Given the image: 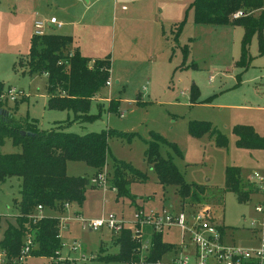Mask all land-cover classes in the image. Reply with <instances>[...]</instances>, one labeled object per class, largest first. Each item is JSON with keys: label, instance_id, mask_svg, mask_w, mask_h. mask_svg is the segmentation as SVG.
Returning <instances> with one entry per match:
<instances>
[{"label": "rangeland", "instance_id": "1", "mask_svg": "<svg viewBox=\"0 0 264 264\" xmlns=\"http://www.w3.org/2000/svg\"><path fill=\"white\" fill-rule=\"evenodd\" d=\"M191 2L0 0V83L21 92L16 101L4 97L3 109L16 119H36L40 129H48L61 120L65 131L77 134L118 131L122 135L108 139L110 157L100 172L105 170L109 177L112 160L116 158L129 162L148 177L145 182L130 185L133 201L129 198L116 201L115 192L107 185L105 192L87 189L82 205L71 203L63 212L45 208L40 213L68 219L59 231L58 254L63 263L130 264L98 259L101 252L100 255H105L118 251L111 243V230L104 226L92 231L83 225L113 215L124 222L125 228L132 229L133 215L139 206L144 212L161 207L179 210L181 201L175 186L160 185L144 160L151 133L164 139L160 152L172 159L185 181L206 189L201 205L184 202L183 207L209 208L212 220L224 227L228 243L250 244L251 220L260 218L254 208L262 195L255 191L248 201L239 202L234 192L225 189L224 181L227 166L238 167L242 180L248 183L253 182L254 172L264 173V149L238 148L232 132L234 125H248L264 137V54L258 55L254 36L248 47L250 65L246 69L235 66L240 56L242 27L196 24ZM51 17L67 25L63 29L46 26L45 34L64 35L61 30L66 29L73 32L69 34L72 44L82 55L93 59L109 56L111 60V85L100 91L98 99L94 98V102L104 107L95 121L69 123L73 118L71 112L48 110L46 76L29 75L18 65L19 58L28 54L34 22H48ZM193 89L197 90L195 96ZM110 99L118 104L115 111L109 112L106 107ZM91 113H96L95 105ZM194 121L209 123L227 138V144L217 145L210 132L191 135L188 126ZM1 152L19 153L21 148L6 138ZM93 170L83 162L70 161L67 166L70 176L88 177ZM19 192V177L0 183V239L7 223H15L18 211L13 200L19 198ZM162 239L179 244V228L164 229ZM144 254L140 251L141 257ZM171 254H165L162 262H167ZM61 263L57 255L56 258L27 256L19 264Z\"/></svg>", "mask_w": 264, "mask_h": 264}, {"label": "trees", "instance_id": "2", "mask_svg": "<svg viewBox=\"0 0 264 264\" xmlns=\"http://www.w3.org/2000/svg\"><path fill=\"white\" fill-rule=\"evenodd\" d=\"M190 8L196 24L242 27L240 56L235 66L246 69L250 65L248 47L254 36L257 37L258 55L264 54V0H192ZM237 11H242L243 15L231 19ZM72 42L69 35L32 34L28 54L19 58L18 65L29 75L46 76L48 110L71 112L73 118L67 121L69 123L92 122L99 119L104 111L102 103L94 104V98L106 87L111 60L109 56L100 59L84 56L78 48H71ZM183 50L186 56L188 46L185 45ZM6 89L4 83H0V183L14 176L19 177L20 196L13 200L18 211L15 223H7L0 239V250L4 252L1 264H19L18 259L28 236L32 240L30 256L56 258L61 246L60 219L41 216L34 222L31 216L38 213V206L63 211L65 203L82 205L86 190L95 186L90 184V177L68 175L67 162H83L97 175L110 157L109 137L122 134L110 129L77 134L65 131L59 122L48 129H40L36 119H16L3 109L2 96ZM192 92L194 96L197 94L196 89ZM117 104L110 99L106 110L115 111ZM93 105L96 106V113H91ZM188 131L193 136L210 132L217 145L227 144V138L207 122H190ZM25 132H31L32 136L23 134ZM232 132L238 148L264 149V137L259 136L251 126L237 124ZM6 138L19 146L21 152L2 153L1 147ZM164 143L160 135L151 133V139L146 141L144 160L156 174L160 185L175 186L180 206L184 202L201 205L205 187L185 181L172 159L161 154L160 145ZM173 149L178 152L174 145ZM147 178L129 162L113 158L108 179L116 199L129 198L133 201L130 185L145 182ZM224 185L226 190L236 194L239 202L248 201L250 194L257 190L252 183L242 180L241 171L236 166L226 167ZM220 230L223 232L224 227L221 226ZM113 241L118 251L100 255L98 259L154 264L174 249L173 244L162 239L160 232L152 233L150 246L142 257L140 245L133 239L131 229L125 228L115 234ZM61 264L68 263L62 261Z\"/></svg>", "mask_w": 264, "mask_h": 264}, {"label": "built area", "instance_id": "3", "mask_svg": "<svg viewBox=\"0 0 264 264\" xmlns=\"http://www.w3.org/2000/svg\"><path fill=\"white\" fill-rule=\"evenodd\" d=\"M243 15L242 11L232 14L231 19H237ZM49 23L59 27L61 24L54 17L50 18ZM46 22L35 21L33 34L41 36L45 33ZM110 86V79L106 82V87ZM21 92L14 88H7L2 98L16 101V95ZM251 180L261 193L262 198L255 205V212L260 218L251 220L252 242L246 246L235 243H228L225 233L220 230L211 218V213L207 207H199L195 210H179L161 207L160 209H150L144 212L138 208L133 215L135 220L134 227L131 229L133 239L139 243V250L147 251L150 240L144 237L143 229L150 228L153 232H162L164 229L177 227L180 230V242L175 246V253L168 262L157 261L154 264H264V173L254 172ZM90 184L96 188L106 190L109 184L107 172L98 173L90 178ZM256 184V185H255ZM69 203L64 204L68 208ZM42 207H37V214L31 217L36 222L42 215ZM82 221V218L77 217ZM107 227L113 233H120L124 227V222L119 221L113 215L104 219L88 221L83 228L97 231L102 227ZM32 244L31 238H26V243L21 250L19 263L24 258L30 256L29 251ZM4 261V252L0 250V264Z\"/></svg>", "mask_w": 264, "mask_h": 264}, {"label": "crops", "instance_id": "4", "mask_svg": "<svg viewBox=\"0 0 264 264\" xmlns=\"http://www.w3.org/2000/svg\"><path fill=\"white\" fill-rule=\"evenodd\" d=\"M52 18V17H51ZM50 20V19H49ZM49 20H48V22H46L47 24H46V26H48V27H50V28H55L56 27V25L55 24H51V23H49ZM57 21V20H56ZM58 22V21H57ZM67 22H61L60 21V28L61 29H63V27L65 26V25H67L66 24ZM226 26H231V25H226ZM46 29V28H45ZM62 31V33H64V35H69V34H73V32H69L68 30H66V29H64V30H61ZM264 32V31H263ZM263 35H264V33H263ZM73 43V42H72ZM72 46L75 48V46L72 44ZM81 52V51H80ZM82 54V53H81ZM112 73V71H111V69H110V77H111V74ZM110 79V85H111V78H109ZM99 95V94H98ZM98 95H96L95 96V98H97V96ZM98 99V98H97ZM46 100H47V97H46ZM94 103H97L96 101L94 102ZM45 107H46V102H45ZM93 107V106H92ZM57 122H61V120L59 121H56V122H54L52 125H54L55 123H57ZM63 122V121H62ZM39 125V124H38ZM51 127V126H50ZM67 166H68V162H67ZM67 166H66V172H67ZM96 174V172H95V170H93V172H92V174L90 175V176H88V177H91V176H94ZM110 184V183H109ZM253 184V183H252ZM254 185V184H253ZM110 188H111V186H109ZM90 190L91 189H97L96 187L95 188H89ZM114 192H115V190L113 189V188H111ZM103 190V189H102ZM88 191V190H87ZM86 191V192H87ZM106 190H103V192H105ZM257 191V190H256ZM258 192V191H257ZM115 196H116V193H115ZM85 197H86V193H85ZM116 199V198H115ZM119 199H116V201H118ZM70 206H71V204H70ZM70 206L68 207V208H70ZM136 207H138V206H136ZM200 207V206H199ZM199 207H196V208H194V207H191V206H188V208H185V207H183V206H179V210H182V209H185V210H195V209H197V208H199ZM138 208H142V206H139ZM65 209H67V208H64V210ZM43 210L44 209H42V211L41 212H43ZM63 210V211H64ZM174 210V209H173ZM179 210H175V211H179ZM63 211H61V212H63ZM41 215H43V214H41ZM77 218V217H76ZM60 219V218H59ZM78 219V218H77ZM67 223H68V219L67 218H63V219H60V227H62V228H64L66 225H67ZM149 230V231H148ZM225 230V229H224ZM60 231V230H59ZM145 233H146V235H145V238H146V240H150V242H151V235H152V233H153V231H152V229H150V228H146L145 229ZM111 234H112V236H111V243L113 244V245H115L114 244V237H115V234L116 233H113V232H111ZM161 234H162V232H161ZM252 242V239L250 240V243ZM174 245V249H172V250H170V251H168V252H172V254L170 255V257L167 259V262L173 257V255H174V253H175V246L177 245V244H173ZM116 246V245H115ZM117 247V246H116ZM101 249L103 250V248H102V245H101ZM101 249H100V251H101ZM104 251V250H103ZM168 252H166L165 254H167ZM102 253V252H101ZM100 253V254H101ZM100 254L98 255V256H100ZM109 254H112V253H109ZM164 254V255H165ZM163 255V256H164ZM97 256V257H98ZM162 256V257H163ZM91 258H93V256L91 257ZM162 259V258H161ZM161 259H159L158 261H161L162 262V260ZM58 261H60V262H62L63 261V259H61V257L59 256V254H58ZM166 263V262H165Z\"/></svg>", "mask_w": 264, "mask_h": 264}, {"label": "water", "instance_id": "5", "mask_svg": "<svg viewBox=\"0 0 264 264\" xmlns=\"http://www.w3.org/2000/svg\"><path fill=\"white\" fill-rule=\"evenodd\" d=\"M1 112H3V111H1ZM23 134H26V135H28V136H32V133H31V132H25V133H23Z\"/></svg>", "mask_w": 264, "mask_h": 264}]
</instances>
